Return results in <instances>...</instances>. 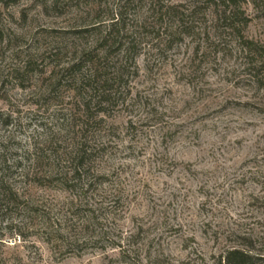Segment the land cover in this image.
Returning a JSON list of instances; mask_svg holds the SVG:
<instances>
[{"label":"rangeland","instance_id":"374dc122","mask_svg":"<svg viewBox=\"0 0 264 264\" xmlns=\"http://www.w3.org/2000/svg\"><path fill=\"white\" fill-rule=\"evenodd\" d=\"M182 4L0 0V264H214L261 236L264 96Z\"/></svg>","mask_w":264,"mask_h":264},{"label":"trees","instance_id":"16d2710c","mask_svg":"<svg viewBox=\"0 0 264 264\" xmlns=\"http://www.w3.org/2000/svg\"><path fill=\"white\" fill-rule=\"evenodd\" d=\"M196 3V6L181 5L183 10L178 16L180 27L184 29L181 33L191 35L194 19L204 14L205 9H212V26L218 30V39L230 38L237 42L244 67L264 96V38L254 39L244 34L254 19L261 20L264 24V0H196ZM244 6H250L253 15L247 13ZM112 31L113 33L103 36L99 48L106 47L117 52L124 47V52L129 57L130 45L120 40L118 29ZM242 240L244 243L241 246L228 247L214 264H264L263 251L254 250L264 249V231L258 239L243 237Z\"/></svg>","mask_w":264,"mask_h":264}]
</instances>
